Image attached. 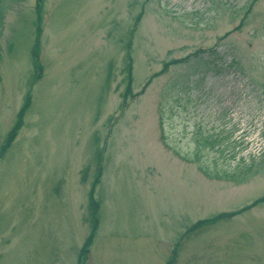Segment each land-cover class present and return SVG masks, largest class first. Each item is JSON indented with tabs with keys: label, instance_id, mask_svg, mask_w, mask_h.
<instances>
[{
	"label": "rangeland",
	"instance_id": "rangeland-1",
	"mask_svg": "<svg viewBox=\"0 0 264 264\" xmlns=\"http://www.w3.org/2000/svg\"><path fill=\"white\" fill-rule=\"evenodd\" d=\"M37 2H0V264H80L91 200L83 264H264V0Z\"/></svg>",
	"mask_w": 264,
	"mask_h": 264
},
{
	"label": "trees",
	"instance_id": "trees-1",
	"mask_svg": "<svg viewBox=\"0 0 264 264\" xmlns=\"http://www.w3.org/2000/svg\"><path fill=\"white\" fill-rule=\"evenodd\" d=\"M1 2V0H0ZM43 0H38L37 2V9H38V19L36 21L37 23V27H38V35L40 37V33L42 31V27H41V23H42V19H43ZM3 21H4V6L0 3V32L3 26ZM39 43H40V39L38 38V46L35 47V53H36V57H35V67H34V74L32 75L31 79H30V91L33 87V85L37 82V80L40 79V77L43 75V66L41 64L40 58H39ZM129 48V47H128ZM212 53H209V55H214ZM217 54V53H215ZM207 56V60L208 58H217V56ZM2 56H1V52H0V60H1ZM206 60V59H205ZM207 66V63H206ZM203 70V69H202ZM201 71V69H200ZM125 76L128 77V79H132V74H133V59L130 55V52L127 53V57H126V67H125ZM127 98V97H125ZM33 103V96L31 94V92L27 93L25 96V100H24V104L20 110V113L18 115V120L17 123L14 125V127L12 128L11 132L7 134V137L5 139V142L0 150V157H2L3 154L6 153L7 148L17 139V135L19 134L20 130H21V126L24 124V120H25V116L29 111L30 106ZM128 101L127 99H124V101L122 102V106L127 105ZM202 132V131H201ZM225 135V133L230 134L233 133L232 131H228V129L223 128L220 129L217 132H212V133H205L202 132L199 135H196V144H197V148H206V149H214L216 146H218V148L220 149V151L222 153H226L230 158L232 159H236L237 154H238V150H236V148L239 146L240 142L238 140H234L233 142V146L232 149L227 150L228 146H230V144L232 142H228L226 141L229 136H223L221 134ZM243 143V142H242ZM241 150V148H239ZM249 163L246 162V160L243 157H240L237 163V168L235 171L233 172H228V171H224V173L222 174H215L216 177H219L221 179H231L234 182H240L246 178H250V176H252L253 174H256L260 169H259V164L261 165V162L258 164L257 163V159L256 158H251L249 161ZM200 170H202L205 174L211 176L209 173L203 166H199ZM94 192H95V185L92 189V191L90 192V197L93 198L94 197ZM264 200V197H262V199L256 201L254 204H258L260 202H262ZM92 211H93V218H92V223H93V227H92V231L89 234L86 242L84 243V246L82 247L81 251H80V256H81V261L80 264L82 263V260L84 258V256L86 255V253L89 251L90 247L93 245L96 234H97V229H98V216H99V207H100V202L99 201H93L91 200L90 202ZM222 216V215H220ZM224 216V215H223ZM209 220H203L200 221L199 224H202L204 222H208ZM172 264V263H170Z\"/></svg>",
	"mask_w": 264,
	"mask_h": 264
}]
</instances>
